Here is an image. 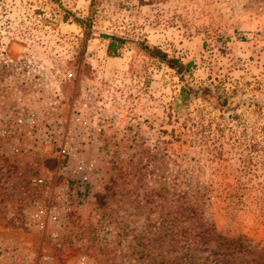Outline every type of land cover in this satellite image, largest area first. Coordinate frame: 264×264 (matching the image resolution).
<instances>
[{"label":"rangeland","instance_id":"obj_1","mask_svg":"<svg viewBox=\"0 0 264 264\" xmlns=\"http://www.w3.org/2000/svg\"><path fill=\"white\" fill-rule=\"evenodd\" d=\"M200 213L264 262V0H0V264H171Z\"/></svg>","mask_w":264,"mask_h":264},{"label":"trees","instance_id":"obj_2","mask_svg":"<svg viewBox=\"0 0 264 264\" xmlns=\"http://www.w3.org/2000/svg\"><path fill=\"white\" fill-rule=\"evenodd\" d=\"M53 1L58 2V0ZM63 19H68L65 9ZM74 20L76 23L81 24L80 19L74 17ZM104 37L109 39L106 49L108 56H118L119 47L123 44L124 39L116 35H104ZM144 46V50L149 55L162 59V61L171 68L176 69L177 72H180L184 68L182 63H178L175 59L168 58L167 55L159 49L154 47L150 48L147 45ZM181 96L183 101H186L188 91L182 89ZM185 217L186 219L190 218L188 215ZM195 219L197 230L194 236L197 237L196 240L192 244L189 242L190 235L187 234L188 228H186L184 233L186 242L184 252L174 257L171 260V264H256V261L251 257L254 256L253 247L246 243L242 236L229 237L219 233L214 224L206 221L201 213L196 214ZM196 249L197 254L195 252ZM248 256L251 258H246ZM256 256L261 257L260 254ZM260 264H264V262Z\"/></svg>","mask_w":264,"mask_h":264}]
</instances>
